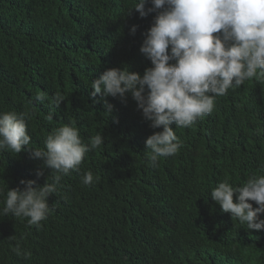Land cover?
<instances>
[{"label": "trees", "instance_id": "16d2710c", "mask_svg": "<svg viewBox=\"0 0 264 264\" xmlns=\"http://www.w3.org/2000/svg\"><path fill=\"white\" fill-rule=\"evenodd\" d=\"M134 3L0 0V112L30 113V149L44 148L47 135L69 122L85 143L104 138L48 197L51 212L39 228L0 215V264H264V230L247 229L210 197L219 182L243 186L264 175V131L257 135L264 79L217 96L191 127L170 125L182 147L150 166L145 140L162 128L149 126L130 94L125 103L104 98L111 115L99 95L90 96L91 80L107 69L142 75L151 66L139 48L156 13L127 15ZM39 92L66 99L53 109L35 100ZM87 171L91 185L82 182ZM53 174L28 151H0V209L22 179L43 185ZM17 244L30 257L18 256Z\"/></svg>", "mask_w": 264, "mask_h": 264}, {"label": "clouds", "instance_id": "9594fccd", "mask_svg": "<svg viewBox=\"0 0 264 264\" xmlns=\"http://www.w3.org/2000/svg\"><path fill=\"white\" fill-rule=\"evenodd\" d=\"M146 2L151 7L145 9ZM133 10L141 18L156 13L139 48L151 66L142 75L127 66L107 69L91 80L90 96L99 95L104 110L111 115L113 105L104 98L118 97L125 103L130 94L149 126L162 128L145 140L148 162L156 167L160 158L174 156L182 147L170 125L191 127L213 111L217 96L246 80L264 79V0H135L127 15ZM135 32L133 25L130 34ZM65 99L60 92L51 97L39 92L35 97L40 103L48 101L53 109ZM30 118L27 111L0 112V151H28L54 174L50 183L45 180L37 185L35 180L22 179V189H7L0 215L26 218L30 226L39 228L51 212L48 197L56 192L63 177L79 169L87 153L104 143V138L97 133L85 143L79 129L69 122L47 135L44 148L30 149ZM261 131L258 129L257 135ZM42 175L37 171V178ZM93 181L94 174L85 172L83 184ZM0 195L5 194L0 191ZM210 197L247 229L264 230V175L250 177L243 186H233L228 180L219 182ZM13 251L24 258L31 255L19 244Z\"/></svg>", "mask_w": 264, "mask_h": 264}]
</instances>
